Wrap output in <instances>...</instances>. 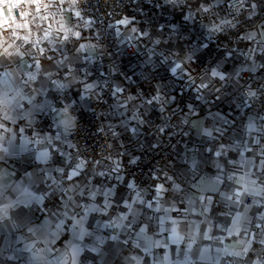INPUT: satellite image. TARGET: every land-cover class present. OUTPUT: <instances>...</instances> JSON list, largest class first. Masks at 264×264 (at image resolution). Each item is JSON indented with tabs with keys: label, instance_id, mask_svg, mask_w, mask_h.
Instances as JSON below:
<instances>
[{
	"label": "crops",
	"instance_id": "crops-1",
	"mask_svg": "<svg viewBox=\"0 0 264 264\" xmlns=\"http://www.w3.org/2000/svg\"><path fill=\"white\" fill-rule=\"evenodd\" d=\"M143 1L146 6L142 13L126 11V18H134V24L120 25L113 30L114 54L118 62L115 69H110L105 60H96L100 50L93 18L81 13L82 20L73 18L69 22V13L57 7L63 2L68 8L73 1L0 0V39H8L9 43L13 42L10 39L13 34L29 35V26H33L30 34L33 41L42 37L43 29L34 26L41 23L38 19L41 15L54 17L50 30L53 39L57 36L56 22L61 20L71 23L73 31L81 33L79 40L73 38L64 48L73 78L70 86L57 91L49 84L43 95L36 96L34 103L48 100L57 109L68 106L69 115L76 123L104 93L105 87L97 79L105 75L112 79L114 88L124 89L105 108L114 135L112 157L116 163L133 157L136 148L153 147L172 133L180 132L185 136L176 146L177 158L165 161L154 181L133 191L123 177L107 171L102 162L84 163L80 176L67 180L66 174L81 161L77 159L76 149L65 141L63 128L57 127L54 113L36 114L31 127H27V120L6 122L10 131L3 135L7 139L16 134L13 141L16 154L0 160V209L7 213L6 218L0 220V264H238L228 253L242 251L254 234L264 232V228H256L258 223L264 225V220L260 219L264 216V193L245 195L240 204L227 201L222 195L242 190L234 179L245 178L246 173L264 176V171L260 170V161L264 160V155H260L264 149V134L248 130L250 123H255L257 128L264 126V111L260 110L256 97L241 96L238 82L244 73L254 74L264 63V46L239 39L248 33L257 34V41L264 39L258 34L264 30L260 27L264 25V3L257 0V15L252 20H259L254 28L227 39L225 33L207 31L212 21L218 23V18L226 15L222 8L198 16L194 23H186L180 8L161 5V0ZM201 2L204 0H189L193 7ZM45 4L49 5L47 9ZM157 4L161 6L156 7ZM76 10L78 6L72 11ZM164 16L169 21L163 32L147 28L152 20H161ZM243 21H248L247 9L242 10L240 22ZM133 27L136 32L131 30ZM5 28L9 31L4 32ZM142 31L149 35L143 36ZM202 42L207 43L208 48L196 53L200 58L194 55L187 69L197 86L203 83L206 87L197 88L187 77L173 76L168 64L160 66V53L168 54L171 50L176 53L173 59L183 60ZM81 44L84 50L76 51ZM20 50L23 52L24 46ZM57 58L64 57L58 55ZM24 59L28 64L33 63L27 55ZM38 62L47 64L43 57ZM15 67L13 62L10 71ZM214 70L222 73L225 79L213 77ZM35 71V68L24 69L25 76ZM63 76L61 72L56 78ZM89 83L101 85L96 89L98 96L89 94L81 99L84 85ZM19 87H23V82L13 76L8 77L6 83H0V91ZM157 88L167 99L163 111L159 104H144ZM30 91L24 88V94ZM127 97L136 99L129 102ZM21 103L24 104L21 111L26 112L31 107L26 100ZM121 103H127L128 108L119 107ZM133 104L139 107L138 112ZM134 113L141 116L142 124L138 125L133 119ZM22 127L27 137L31 138L35 132L42 139H53L55 151L47 141L28 145L30 149L48 148L51 155L47 164L37 161L35 153L20 152L19 130ZM161 127L163 132L158 131ZM133 128L137 129L136 133L132 132ZM205 130L212 132V136L203 135ZM58 133L60 140H55ZM256 139L259 144L255 143ZM217 151L222 155L217 157ZM41 169L46 170V175ZM57 169H63L65 175ZM29 174L44 176L47 182L32 183ZM166 176L172 180H166ZM173 181L180 185V193L169 188ZM161 183L169 190L157 196L156 186ZM68 189H72L68 192L71 200L63 194ZM39 197L43 200L33 199ZM147 203L152 207L148 208ZM126 204L131 206V212ZM65 212L67 216L63 215ZM133 215L135 222L129 224ZM237 215L241 219L235 225ZM60 220H64V226L58 231L56 224ZM77 221L80 225L73 228ZM141 227L148 230L141 233ZM260 238L264 237L254 241L257 252L264 249V245L259 244Z\"/></svg>",
	"mask_w": 264,
	"mask_h": 264
},
{
	"label": "snow or ice",
	"instance_id": "snow-or-ice-1",
	"mask_svg": "<svg viewBox=\"0 0 264 264\" xmlns=\"http://www.w3.org/2000/svg\"><path fill=\"white\" fill-rule=\"evenodd\" d=\"M165 5H171L173 7H178L181 9L183 13V20L187 22L194 23L198 16L206 13H210L215 8H222L223 11L226 13V15L219 17V22L212 21L209 26H207V31L210 34H217V33H226L229 29H234L238 27V24L240 23L238 20L239 15L241 14V11L244 9H247V19L252 20L253 17L257 15L256 9L258 8V2L257 0H252L251 3H249V0H211V2H207V0H204V2L199 3L197 6L193 7L189 0H164ZM234 3H238L240 5V8H235L233 5ZM65 3H59L57 7L60 8L61 12L67 11L69 13L68 21L71 22L73 18L76 20H82L83 16L81 14V11L76 10L72 11L73 9H76L78 6V3H73L69 5L68 8L64 7ZM156 7H160V4L155 5ZM45 9L49 7L48 4L44 5ZM39 10V8H38ZM264 10V9H262ZM230 17V18H229ZM38 19L41 21L40 24L34 25L37 28L43 29V36L40 38L35 39L34 41L30 38L31 34V28L33 26H29V35L20 37L19 35L13 34L10 39L13 41L12 43H9L8 39H0V83H6L7 78L10 76L16 77L17 79L21 80L23 82V87H19L16 89H7L0 91V130H3L0 132V160H4L9 155H15V148L16 145H14L13 141L16 139V134H13L11 137H8L7 139L3 135V133H7L10 131L8 127H6V122H14L17 119L20 120H27L28 125L27 127H31L34 122V117L38 113H44V112H51L55 114V118L58 119L57 127L63 128V134L67 135L70 130L73 128L75 124L74 118L69 115L68 112V106H65L63 109H57L54 107L48 100H44L40 103H34V100L36 96L43 95L45 89L48 87L49 84L55 86V90L57 91H63L67 89L70 84L72 83V79L70 77L71 69L69 68L66 61L68 60L67 56H64V48L67 46V44L75 38L76 40H79L81 38V33L78 31H73V28L71 26V23H65L64 20L58 21L57 27L55 29L57 36L55 39L52 37V27H53V20L54 17H50L49 15H41L38 17ZM254 22V21H253ZM91 23V21H89ZM135 20L123 18L118 21L119 25L128 26L130 24H134ZM227 26V27H226ZM261 29H264V25L260 26ZM133 32H136L137 29L133 27L131 29ZM164 28L163 26H160V31L163 32ZM4 32L9 31L7 28L3 29ZM172 31L175 32V26H172ZM143 36H148L149 33L147 31H142L141 33ZM260 37H264V30L260 31L259 33ZM0 36H2V33H0ZM179 38V37H177ZM239 39H246L249 41L257 42L260 45L264 46V39H260L257 41V34L248 33L245 36H240ZM18 42H23L21 45ZM157 44L160 43L159 40L156 41ZM40 45H44L41 47ZM24 46V51L21 52V47ZM85 46L81 44L76 51H82L84 50ZM208 44L207 43H201L198 48L193 50L192 52L186 54L183 57V60L173 59L174 56H176V53L169 50L168 54L160 53V60L159 64L160 66H163L165 64L169 65L171 74L173 76L179 75V78L183 79L185 77L188 78V82L199 87H206L203 83L201 85H196L195 80L191 79L190 70L187 69V64L190 63L193 60V56H196V59H199V55H196V53H199L201 49H207ZM250 51H254L251 50ZM47 54V55H46ZM25 55L28 56L29 59L33 61L32 64H28L24 57ZM63 56V59H58L57 56ZM13 57H16L15 61L12 60ZM43 57L47 61L46 66L42 65L38 62L39 58ZM250 58V57H249ZM15 63V70L10 71L12 69V64ZM25 68H35V72H29L25 76L24 69ZM179 70V71H178ZM63 72L64 76L61 78L59 77L60 73ZM213 77H218L220 80H224L225 76L222 73H219L218 71H212ZM38 77L40 79L38 80ZM83 83V81H81ZM33 85H36L33 87ZM101 85L99 84H85L83 94L81 95V99H84L85 96L91 95H97L96 89L100 88ZM24 88H29L31 91L27 94H24ZM250 88V86H249ZM124 92V89L116 86L113 89V95L122 94ZM257 91L249 90L248 97L249 98H255L257 97ZM127 101L131 102L135 97H127ZM27 101V104L31 107L28 109V111L24 112L21 111V109L24 108V104L21 103V101ZM153 103L159 104L161 106V111L164 110V104L167 103V99L164 97L163 92L157 88L156 93L151 97L144 101V104L151 105ZM119 107L127 109L128 104L127 103H121ZM133 108H136L137 112L139 111V107L137 105H132ZM142 115V114H141ZM133 119L137 121V124H142L144 121L141 119L140 115L133 114ZM249 132H260L261 134H264V126H261L260 128H257L255 123H250L248 126ZM25 129L22 127L19 130V136H20V144H19V150L21 153L23 152H32L35 153V159L41 163L47 164L50 159V152L48 148H45L43 150H40L38 148H29L28 145L30 144H36L40 145L43 144L45 141H47L48 145L52 146L53 151H55V145L53 144V139L51 137H44L43 139L40 138L39 133H33V136L27 137L24 135ZM137 129L133 128L132 132L136 133ZM158 131L163 132L164 129L161 127L158 129ZM217 132H220V129L216 130ZM203 135L211 137L212 132L205 130L203 132ZM61 134L58 133L55 137V140H60ZM255 143L259 144V140L256 139ZM7 145V146H6ZM10 149L12 151H10ZM247 151L251 152V148H247ZM216 156L219 157L222 155V152L217 151ZM63 155V153H61ZM243 155V153H241ZM260 155H264V149L261 150ZM131 163H135L136 160L133 159L130 161ZM86 163V161H81L80 163L75 164V166L72 168V171L70 173L66 174V178L69 181H72L74 178L80 176L81 171H83V165ZM96 163H99V161H96ZM261 165V171H264V160L260 161ZM114 171L116 169H113ZM42 172H45L46 170L41 169ZM58 172L61 173V175H65L63 169H57ZM100 175H104V173H100ZM256 176V179H250V176ZM29 180L32 183L41 182L46 183V179L44 176L35 175L33 177V174H29L28 176ZM166 180H172V177H165ZM229 179H233L230 177ZM259 182V185H258ZM234 183L238 184L240 186V189L242 190H233L231 194L224 193L223 198L227 201H232L234 204H240L242 203V197L245 195H252V196H259L262 193H264V176L258 175L257 173H246V177L242 178L240 180H235ZM129 187H133L132 185H129ZM169 188H171L172 191L176 193H180L182 191L180 185L176 183L175 181L172 182L171 185H169ZM72 189H68L67 191H64V195L68 196V192ZM169 189L165 187L163 183L156 186V194L157 196H161L163 193H166ZM82 194V193H81ZM2 195V193H0ZM107 195V194H105ZM34 200L41 201L43 200V197L39 198H33ZM68 199L71 200V196H68ZM203 202V197L200 198ZM141 204H145L144 201H141ZM107 206V205H106ZM146 206L148 208L152 207L151 203H147ZM65 207L67 208V204H65ZM126 208L129 209L131 212V206L125 205ZM46 211V209H45ZM63 215L67 216V212H65ZM7 216V213L5 209H0V220L5 219ZM71 218V217H69ZM124 219H127V217H124ZM241 217L239 215L236 216L234 224L238 225ZM261 220H264V216L260 217ZM135 222V216L133 215V220L129 221V224H132ZM50 221H46V224H49ZM161 223H163V220H161ZM175 223V221H173ZM80 225V221H77L76 224L73 225V228H76ZM64 226V220H60L56 224V229L62 230ZM257 229L264 228V225L256 224ZM148 229L147 227H141L140 232L144 233ZM176 229L173 228L172 232L175 234ZM257 237H264V232L257 233L253 235V238L249 240L245 246L243 247L242 251L240 252H231L228 253L229 256H232L236 259L238 264H249V261L251 264H264V249H261L259 252H257L256 248L254 247V241ZM113 239H116V237H113ZM259 244L264 245V238L259 239Z\"/></svg>",
	"mask_w": 264,
	"mask_h": 264
},
{
	"label": "built area",
	"instance_id": "built-area-1",
	"mask_svg": "<svg viewBox=\"0 0 264 264\" xmlns=\"http://www.w3.org/2000/svg\"><path fill=\"white\" fill-rule=\"evenodd\" d=\"M78 3L79 11L82 14L90 15L95 22L97 32L96 44L100 50L96 57L97 61H106L110 69L116 68L118 59L115 52V42L112 38L113 30L120 26L118 21L126 18L127 9L134 14H140L146 6L143 0H71ZM161 5H165L161 0ZM235 8H240L234 3ZM241 14L238 17L240 22ZM230 18V17H229ZM169 18L164 16L161 20H152L148 29H160L168 24ZM227 27V26H226ZM229 29L225 35H228ZM148 44V42H146ZM258 80L254 81V77ZM98 82L105 87L104 93L91 105L89 111L77 121L70 132L65 135V141L69 142L77 151V159L86 161L85 164L95 165L96 161L102 162L107 171L117 173L123 177L131 190H138L143 184L154 181L159 175L161 165L168 160L177 158L176 146L183 142V133H172L165 141L150 148H136L133 157L116 163L112 157V145L114 135L111 132L112 126L108 124V116L105 112L108 102L114 97L113 81L111 78L102 75ZM217 81V78H213ZM240 94L248 96L249 90L257 91V103L260 110L264 111V63H262L254 74L244 73L239 79ZM250 86V88H249ZM135 159V163L130 161ZM113 169H116L115 171ZM248 203V200L246 201Z\"/></svg>",
	"mask_w": 264,
	"mask_h": 264
},
{
	"label": "trees",
	"instance_id": "trees-1",
	"mask_svg": "<svg viewBox=\"0 0 264 264\" xmlns=\"http://www.w3.org/2000/svg\"><path fill=\"white\" fill-rule=\"evenodd\" d=\"M259 3H264V0H258ZM258 18L253 19L252 21H243L238 24L237 28H234L229 32L228 35H225L227 39H233L234 37H238V35L246 30L254 28L258 22ZM254 21V22H253Z\"/></svg>",
	"mask_w": 264,
	"mask_h": 264
}]
</instances>
